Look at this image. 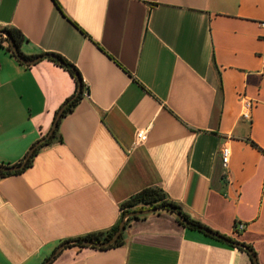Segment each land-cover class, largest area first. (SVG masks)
I'll return each instance as SVG.
<instances>
[{
	"label": "crops",
	"instance_id": "1",
	"mask_svg": "<svg viewBox=\"0 0 264 264\" xmlns=\"http://www.w3.org/2000/svg\"><path fill=\"white\" fill-rule=\"evenodd\" d=\"M56 2L0 0V29L23 34L25 55L58 53L85 83L61 141L0 178V264H43L61 241L113 226L146 187L264 264V0ZM75 88L49 59L27 65L0 47L1 165L24 160ZM201 233L160 211L131 221L121 246L67 249L51 264H250Z\"/></svg>",
	"mask_w": 264,
	"mask_h": 264
},
{
	"label": "trees",
	"instance_id": "2",
	"mask_svg": "<svg viewBox=\"0 0 264 264\" xmlns=\"http://www.w3.org/2000/svg\"><path fill=\"white\" fill-rule=\"evenodd\" d=\"M54 2L57 4L56 0H54ZM3 30L7 31V33L11 36V39L13 40L14 45L18 49V52H19V55L21 56V59H19V57L12 50V47L9 44L8 39L0 34V47L1 48H3L6 51L10 52L13 56L17 57L23 63H24V61L32 60L36 56H38V55L28 56V55H25L20 50L21 43L25 40V37L23 36V34L18 29L10 27V28H5ZM43 54H51V55H55L57 57V58H54V57H50L49 56V57H47V59H49L50 61L54 62L56 65L64 68L66 71H68L70 73V75L74 78L75 82H76V88H75L74 92L70 96H68L63 101V103L59 106V108L55 111L53 122H54V120L56 118V115H57L58 111L64 105H66L65 108H64V111H63V113H62V115L60 117V119L58 120L57 127L55 128V131H54V134L52 135V137L49 140L45 141L43 144H41L33 152V154L30 156V158L26 162L25 167L23 169L17 170L15 172H6V171H3V170L0 169V178H4V177H7V176H11V175L22 173L26 168H28V167H30L32 165L34 156L37 154V152L41 148H43L45 146H48V145H51L55 141H61V135H60L59 128H60V122H61L62 118H64L67 114L71 113L74 110V108L78 105L80 100L83 98L84 89H85V83H84V81L82 79V76L80 75V72L78 71L77 67L73 63H71L68 59H66L65 57H63L62 55H60L58 53L49 52V53H43ZM59 60H61L62 63H60ZM27 65H30V64H27ZM76 73H78V75H79V77L81 79V83L80 84H79V82H78V80L76 78V75H75ZM80 86H81V90L79 91ZM74 96H75V98L73 100H71ZM120 208H121L120 218L118 219V221L113 226H111L110 228L105 229V230L96 231V232L88 233V234H86L84 236H79V237H75V238H69V239H65V240L61 241L58 245L64 244V243L69 242V241L73 242L71 244H67L63 248L61 253L64 252L65 250H67V249H76L77 251H81L84 248H95V249H99V250H106V249H110V248H115V247L121 246L124 243V231L125 230L122 231L120 237L113 244H111V245H109L107 247L87 246V245H85L84 242L85 241H92L94 243H100V242L108 241L118 231L121 221L123 220V218L128 213H131V212H134V211H142V210H146V209H152V208H159L160 210L170 212L171 214L173 213L172 211H170L172 209H176V210L180 211L182 213V215L191 222L190 226H186L187 228L202 232L204 235H206V236H208V237H210V238H212L214 240H217L219 242L227 244L230 247L238 248L239 250L244 251V252H246L249 255V253L244 248H240V247L234 246L232 244H228V243H226V242H224L222 240H219V239H217V238H215V237H213V236H211L209 234H206L203 231V228H209V227L204 225L199 220H196V219H193L192 217H190L183 210V207L180 204L170 200L168 198V195L166 194V192L160 187H146V188H143L142 190H140L139 192H137L136 194L132 195L130 198H128L127 200L122 202ZM144 217H146V215L145 216H139V217H137V216L130 217L127 220V222H126V227L129 225V223L131 221L137 220V219H140V218H144ZM176 220L181 225H183V223L180 222L177 217H176ZM243 244H245V243H243ZM245 245H247V244H245ZM248 246H250V245H248ZM250 248L252 249L254 254L257 256V253L253 249V247L250 246ZM59 255H57V257ZM249 257H250V264H254L250 255H249Z\"/></svg>",
	"mask_w": 264,
	"mask_h": 264
},
{
	"label": "water",
	"instance_id": "3",
	"mask_svg": "<svg viewBox=\"0 0 264 264\" xmlns=\"http://www.w3.org/2000/svg\"><path fill=\"white\" fill-rule=\"evenodd\" d=\"M0 34L3 35L4 37H6L8 39V42L9 44L11 45L12 47V50L14 51V53L19 57V59H21V56L19 55V52H18V49L16 48V46L14 45V42L13 40L11 39V36L7 33V31L3 30V29H0ZM54 57V58H57L55 55H51V54H41V55H38L36 56L34 59L32 60H29V61H24V63L26 64H35L47 57ZM60 63H62L61 60H59ZM76 75V78L79 82V84L81 83V79L78 75V73L75 74ZM81 90V86L79 88V91ZM75 98V96L71 99L73 100ZM66 105H64L57 113L56 115V118L50 128V130L48 131V133L42 138L40 139L39 141H37L28 151V153L25 155L24 157V160L16 165H1L0 164V169L3 170V171H6V172H15L17 170H20V169H23L25 167V164L26 162L28 161V159L30 158V156L33 154V152L41 145L43 144L45 141L49 140L52 135L54 134V131H55V128L57 127V123H58V120L60 119L63 111H64V108H65ZM160 211H163V210H160L159 208H152V209H146V210H142V211H134V212H131V213H128L124 218L123 220L121 221L120 223V226H119V229L118 231L115 233V235L108 241H105V242H100V243H94L92 241H85V245L87 246H95V247H107L111 244H113L121 235L122 231L125 230L126 228V222L127 220L130 218V217H133V216H145V215H149V214H152V213H156V212H160ZM172 211L173 215H175L178 220L180 222L183 223V225L185 226H190L191 225V222L186 219L182 213L176 209H172L170 210ZM167 212V211H166ZM170 213V212H168ZM203 231L206 233V234H209L219 240H222L228 244H232L234 246H237V247H240V248H244L248 253L249 255L251 256L252 258V261L254 264H259L258 263V259H257V256L254 254V252L252 251V249L250 248V246L248 245H245L241 242H238V241H234L233 239H230L222 234H220L219 232H216L214 231L213 229L211 228H203ZM73 243L72 241H69V242H66L64 244H61V245H58L55 250L53 251V253L50 255V257L48 259H46L43 264H51L52 261L57 257V255H59L61 253V251L63 250V248L67 245V244H71Z\"/></svg>",
	"mask_w": 264,
	"mask_h": 264
},
{
	"label": "built area",
	"instance_id": "4",
	"mask_svg": "<svg viewBox=\"0 0 264 264\" xmlns=\"http://www.w3.org/2000/svg\"><path fill=\"white\" fill-rule=\"evenodd\" d=\"M252 108L253 101L249 99H244L242 102V113L241 116L247 121H250L252 118ZM148 139V129H138L135 134V143L140 144L146 142ZM220 156L222 161V166L225 170L228 169L231 157L230 147L227 144H224L220 149ZM238 231L244 229V224L239 223L237 225Z\"/></svg>",
	"mask_w": 264,
	"mask_h": 264
},
{
	"label": "rangeland",
	"instance_id": "5",
	"mask_svg": "<svg viewBox=\"0 0 264 264\" xmlns=\"http://www.w3.org/2000/svg\"><path fill=\"white\" fill-rule=\"evenodd\" d=\"M163 213H168V212H166V211H163ZM168 214H171V213H168ZM171 215H173V214H171ZM175 216V215H174ZM201 235H203L204 236V234L203 233H201Z\"/></svg>",
	"mask_w": 264,
	"mask_h": 264
}]
</instances>
